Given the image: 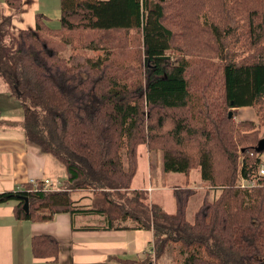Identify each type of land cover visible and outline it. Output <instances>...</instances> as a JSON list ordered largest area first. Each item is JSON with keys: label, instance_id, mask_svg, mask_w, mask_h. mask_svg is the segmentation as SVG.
I'll use <instances>...</instances> for the list:
<instances>
[{"label": "trees", "instance_id": "16d2710c", "mask_svg": "<svg viewBox=\"0 0 264 264\" xmlns=\"http://www.w3.org/2000/svg\"><path fill=\"white\" fill-rule=\"evenodd\" d=\"M23 2L5 0L12 10ZM232 3L234 12L247 9L246 33L210 25L217 38L224 33L232 42L221 37L213 46L223 62L221 104L192 92L189 61L173 51L180 33L172 16L193 33L205 27L192 0H61V26L54 30L43 12L36 13L33 28L14 29L11 15L3 16L0 77L21 104L26 141L56 158L66 178L60 191L27 183L0 193V203L17 199L21 219L84 212L101 215L105 229L151 230L153 256L144 264L165 257L172 245L179 246L174 264H264L261 137L254 121L234 120L238 108L253 106L264 124V0ZM132 30L142 46L131 63L129 45L124 42L119 60L110 38L122 32L125 40ZM142 144L162 150L165 172L199 170L207 195L192 219L187 211L197 188L173 189L174 212L152 201L148 189H132ZM255 177L258 185L241 186ZM215 188L220 193L209 200ZM85 189L91 205L81 209L73 195ZM32 248L43 256L57 251V241L35 235Z\"/></svg>", "mask_w": 264, "mask_h": 264}, {"label": "crops", "instance_id": "0c3cea01", "mask_svg": "<svg viewBox=\"0 0 264 264\" xmlns=\"http://www.w3.org/2000/svg\"><path fill=\"white\" fill-rule=\"evenodd\" d=\"M39 10L37 0H24L19 11L8 15L12 17L13 27L31 28ZM5 15L6 10L0 6V19ZM22 114L20 102L8 92L0 77V193L21 190L31 178L57 179L54 183H62L66 178L65 167L62 165L63 176L56 158L26 141ZM143 182L136 189H148L151 197L155 190L165 189L154 187L151 182L143 185ZM219 192L220 189L215 188L212 195ZM73 197L81 209L91 205L90 190L76 191ZM17 202L10 199L0 203V264H144L142 260L153 256L151 230L105 229L101 215L84 212L60 211L47 221L21 219L15 214ZM41 234L56 239V252L35 255L32 238ZM166 256L153 264H171L165 262Z\"/></svg>", "mask_w": 264, "mask_h": 264}, {"label": "rangeland", "instance_id": "374dc122", "mask_svg": "<svg viewBox=\"0 0 264 264\" xmlns=\"http://www.w3.org/2000/svg\"><path fill=\"white\" fill-rule=\"evenodd\" d=\"M200 9L199 14L202 16V20L210 22L205 24L203 31L196 30L193 33L192 29L184 27L183 21H178L179 23L174 24L175 17L172 16L171 22L172 27L178 31L180 34L174 36V48L173 51L177 53L180 52L185 56L189 61L188 75L190 77L191 89L195 95H206L209 102L215 104H221L222 100V90L223 83L221 78V65L223 64L222 60L219 58L218 53L214 50L213 46L216 44L215 39H219L222 42L224 38V43L232 45V42L227 38L224 33H221V36L217 38L211 28V26H219L220 29L226 30L230 25L236 27V32L238 35H244L246 33L247 25H245V15L247 9H239V11L234 12V6L232 0H192ZM38 12H43L48 17L47 24L49 27L54 29L60 28L61 26V0H37ZM0 6H3L6 10V15L10 13H16V10H10L4 0H0ZM33 6V5H32ZM33 8V7H32ZM19 11V10H17ZM46 11V12H44ZM8 12V13H7ZM171 15L173 12H169ZM208 15V19L206 18ZM5 15V16H6ZM182 19V18H181ZM34 27V26H33ZM32 27V28H33ZM215 27V26H214ZM14 29H17L14 27ZM264 30V29H263ZM108 32L106 34H110ZM182 34V35H181ZM264 34V31H263ZM214 35V36H213ZM110 38L113 43L117 46L116 56L117 59H121V50L123 49L124 42L129 45V52L125 54L127 61L133 62L134 60V51L142 46L140 42L139 34L132 30L126 36L124 40V34L122 32H113ZM222 37V38H221ZM117 43V44H116ZM238 46V45H237ZM70 47H67L66 52L70 50ZM121 49V50H120ZM123 51V50H122ZM87 53H91L88 52ZM94 53V52H93ZM178 57L175 54L173 60L177 61ZM179 113H187V110H179ZM236 122L242 120H252L257 124L258 135L261 139H264V124H259L255 108L253 106H242L238 108L235 114ZM162 150L160 148L148 149L147 145L142 144L137 147V171L132 179L133 189L139 188L138 185H149V182L154 187L163 186L165 189H157L151 194L150 198L156 202H159L164 210L168 212L175 211V198L173 196V189L176 187L184 188L185 186L195 187L198 189L196 195L190 202L188 207V217L192 219L194 214L199 209L200 204H202L203 197L206 196V186L204 181L201 179L199 170H192L191 173L187 176L180 172H165L162 168ZM262 165L264 166V148L261 155ZM150 163V164H149ZM149 164V166H148ZM61 167L64 172L62 164L58 165ZM149 167V170H148ZM149 174V176L147 175ZM63 176L65 175L62 174ZM57 175H54L56 177ZM61 176V174H60ZM57 181V179H52ZM242 181V180H241ZM240 181V183H241ZM56 183V182H55ZM220 193V192H219ZM219 195V194H218ZM218 195H212V191L208 194V199H214ZM214 196V197H213ZM130 221L125 222L124 224H129ZM175 247V248H174ZM178 247L172 245L166 254L165 262L171 263L179 259ZM164 258V257H163Z\"/></svg>", "mask_w": 264, "mask_h": 264}, {"label": "built area", "instance_id": "2783aa9c", "mask_svg": "<svg viewBox=\"0 0 264 264\" xmlns=\"http://www.w3.org/2000/svg\"><path fill=\"white\" fill-rule=\"evenodd\" d=\"M257 175L264 176V166L263 165H261ZM28 183L31 184L33 186V189H35V190H43V191H54V190L60 191V190H62V183L61 182L54 183V181H52L50 178H45L42 180L31 178L28 180ZM256 185H258V178L257 177L250 179V180L242 179V181H241L242 187H246V186L253 187Z\"/></svg>", "mask_w": 264, "mask_h": 264}, {"label": "water", "instance_id": "95a60500", "mask_svg": "<svg viewBox=\"0 0 264 264\" xmlns=\"http://www.w3.org/2000/svg\"><path fill=\"white\" fill-rule=\"evenodd\" d=\"M232 115H233V112L231 110V111H229V117H232ZM263 148H264V139H261L260 144L258 146V149L263 150ZM24 208L26 209V211L29 210V200L27 197H25Z\"/></svg>", "mask_w": 264, "mask_h": 264}]
</instances>
